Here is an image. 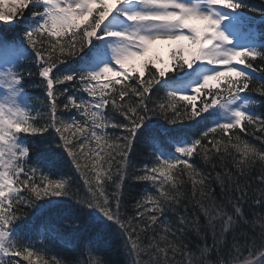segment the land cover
I'll return each mask as SVG.
<instances>
[{
  "label": "trees",
  "instance_id": "16d2710c",
  "mask_svg": "<svg viewBox=\"0 0 264 264\" xmlns=\"http://www.w3.org/2000/svg\"><path fill=\"white\" fill-rule=\"evenodd\" d=\"M257 2L264 9V0H252L254 5ZM39 7L31 0H0V33L20 34L22 16L39 12ZM31 45L46 51L52 60L71 57L82 47L79 44L60 48L58 43L41 40ZM257 65L264 78V59ZM145 73L148 79L143 82L147 89L155 83L157 72L148 68ZM252 88L260 97L262 118L248 123L241 132L209 138L210 142L196 147L188 165L166 170L162 179L151 176L154 171L142 148L148 145H137L139 140L125 162L126 138L139 119L171 126L188 115L189 107L184 102L168 103L155 86L148 97L139 91L119 97L112 115L122 129V137L106 147L102 157L94 156L89 149L84 152L78 146L73 148L89 189H96L104 181L114 189L109 193L108 204L102 206L106 209L104 215L116 224L102 222L101 232L90 230L91 241L96 243L97 264H219L256 249L254 253L264 251V80ZM48 118L46 114L45 119ZM244 142L252 155L238 152ZM122 163L127 170L121 167ZM70 176L68 193L72 199L89 201L80 175H75V179ZM37 202L38 198L31 200L32 205ZM143 215L151 217V221H143ZM72 219H80L76 223L88 230L90 218L76 212ZM82 233L79 228L77 234ZM134 240L140 245L131 243ZM63 250L68 251L67 264H96L87 258L86 247L75 238Z\"/></svg>",
  "mask_w": 264,
  "mask_h": 264
},
{
  "label": "rangeland",
  "instance_id": "374dc122",
  "mask_svg": "<svg viewBox=\"0 0 264 264\" xmlns=\"http://www.w3.org/2000/svg\"><path fill=\"white\" fill-rule=\"evenodd\" d=\"M11 0H6L8 2ZM142 3H151L154 4V6H149L148 8L142 7L141 5L138 6V12L141 14H131V18L133 21V26L130 28L131 32L135 35L141 36V39H143V36L146 37L144 40V44L140 46H135L136 54L147 55V53H150L152 50L150 49V45L157 43H172L176 46V43L174 42L177 40V34L174 32L177 28L176 21L185 22L186 20H190V18H194L197 23L203 24L204 29V42H209V39H212L216 36V31L213 29L217 26V21L214 20V14H215V7L208 5L209 8L212 9V13H209L207 11L202 10L200 7L199 9H190L188 11L184 5H180L183 8V11L181 14H178L179 12L177 9H180L178 6L177 0H140ZM97 0H52V4L50 7L61 9L62 7H70L69 12L67 13L66 17L68 18H76L80 19L82 17H85L88 14L89 7L96 3ZM151 7V8H150ZM188 7V6H187ZM150 8V9H149ZM130 9L129 11H131ZM57 18L61 19V16H57ZM145 19V20H144ZM63 18L60 22H65ZM219 27V24H218ZM125 30H128V28H124ZM143 34V35H142ZM140 39V40H141ZM155 41L154 43H152ZM226 41V42H225ZM220 39V43L215 41L213 48L216 49L215 52H225L223 54V57H220L219 59V67L221 69L228 67L231 65V59L234 57V53L232 50V42L227 41L226 39ZM151 43V44H150ZM220 44L224 45V49L220 46ZM167 46V45H166ZM162 47V46H161ZM139 50V51H138ZM129 58L137 57V56H131L127 54ZM145 58V56H144ZM62 171V169L60 168Z\"/></svg>",
  "mask_w": 264,
  "mask_h": 264
},
{
  "label": "bare ground",
  "instance_id": "6f19581e",
  "mask_svg": "<svg viewBox=\"0 0 264 264\" xmlns=\"http://www.w3.org/2000/svg\"><path fill=\"white\" fill-rule=\"evenodd\" d=\"M261 132H263V129H261ZM243 142V141H242ZM241 142V143H242ZM138 144H143L142 142H139ZM137 144V145H138ZM245 142L243 143V144H240L239 145V148H238V152H241L242 154H247V155H252V153L250 154L249 152H251V150H249L248 148H246L245 147ZM142 148L144 149V151H145V154H146V152H147V149H149V145H148V147H145L144 148V145L142 146ZM249 151V152H248ZM123 160H120V162H122ZM121 167L123 168V169H126L127 170V166H126V164H124V163H122L121 164ZM105 182V181H104ZM85 209H88V206H83ZM114 209H115V207H114ZM142 219H143V221H147V222H149V221H151V217H148V216H145V215H143L142 216ZM131 242V241H130ZM131 243H134V244H136V245H140V243L138 242V240H134V241H132ZM65 246H68V245H66V244H64ZM255 251H257V249L256 250H254L253 252H248V253H246V254H244V255H242V256H240V257H238V258H236L237 260H242V259H244V258H246V257H249V256H251Z\"/></svg>",
  "mask_w": 264,
  "mask_h": 264
}]
</instances>
